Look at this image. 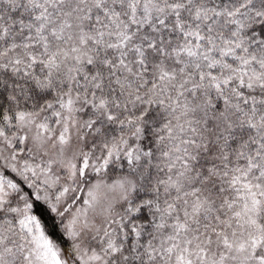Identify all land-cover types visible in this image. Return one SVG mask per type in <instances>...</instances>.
<instances>
[{
  "label": "snow or ice",
  "instance_id": "6c2138e0",
  "mask_svg": "<svg viewBox=\"0 0 264 264\" xmlns=\"http://www.w3.org/2000/svg\"><path fill=\"white\" fill-rule=\"evenodd\" d=\"M0 264H264V0H0Z\"/></svg>",
  "mask_w": 264,
  "mask_h": 264
}]
</instances>
